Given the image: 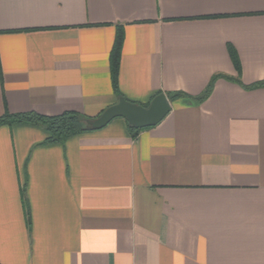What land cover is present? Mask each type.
<instances>
[{
  "label": "crops",
  "instance_id": "0c3cea01",
  "mask_svg": "<svg viewBox=\"0 0 264 264\" xmlns=\"http://www.w3.org/2000/svg\"><path fill=\"white\" fill-rule=\"evenodd\" d=\"M260 83L264 0H0V117L170 104L135 138L0 126V264H264Z\"/></svg>",
  "mask_w": 264,
  "mask_h": 264
},
{
  "label": "trees",
  "instance_id": "16d2710c",
  "mask_svg": "<svg viewBox=\"0 0 264 264\" xmlns=\"http://www.w3.org/2000/svg\"><path fill=\"white\" fill-rule=\"evenodd\" d=\"M122 45V32L120 29L116 31L114 38V43L110 52L109 64H110V77L111 85L114 93L118 94L117 90V75H118V65L120 59ZM230 55L232 61L238 70V62L234 52L230 49ZM217 77H214L203 94L197 98L195 101L201 102L206 97L209 96L211 89L213 87L214 81ZM264 83L256 84V86H263ZM182 94H174L169 96L170 100L182 98ZM92 118L86 117L82 114L66 111L55 116H44L37 114L35 112H29L24 114L8 115L4 114L0 117V126L10 125V124H27L35 127H39L44 130L47 134L45 140L48 144H60L63 145L66 140L72 136L91 131L87 123L92 121ZM127 124V122H126ZM127 129L132 138H135L137 134L141 131L140 129H135L127 124Z\"/></svg>",
  "mask_w": 264,
  "mask_h": 264
},
{
  "label": "water",
  "instance_id": "95a60500",
  "mask_svg": "<svg viewBox=\"0 0 264 264\" xmlns=\"http://www.w3.org/2000/svg\"><path fill=\"white\" fill-rule=\"evenodd\" d=\"M169 112L170 104L163 94L153 98L148 107L130 103L121 97L115 105L104 110L87 125L91 130H100L114 119L121 118L129 126L142 130L156 126Z\"/></svg>",
  "mask_w": 264,
  "mask_h": 264
}]
</instances>
